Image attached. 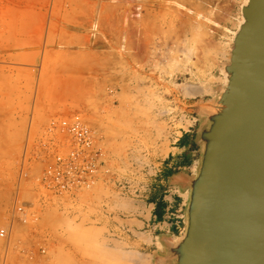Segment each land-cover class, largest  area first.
<instances>
[{
	"label": "rangeland",
	"instance_id": "rangeland-1",
	"mask_svg": "<svg viewBox=\"0 0 264 264\" xmlns=\"http://www.w3.org/2000/svg\"><path fill=\"white\" fill-rule=\"evenodd\" d=\"M209 1L0 0V229L35 250L8 264H157L138 221L145 184L173 136L205 126L199 104L219 96L242 20L244 0ZM76 113L104 167L72 205L42 188L41 143L51 120ZM17 201L35 205L36 222L12 220Z\"/></svg>",
	"mask_w": 264,
	"mask_h": 264
},
{
	"label": "water",
	"instance_id": "water-1",
	"mask_svg": "<svg viewBox=\"0 0 264 264\" xmlns=\"http://www.w3.org/2000/svg\"><path fill=\"white\" fill-rule=\"evenodd\" d=\"M226 82L199 104L202 160L172 264H264V0L242 4Z\"/></svg>",
	"mask_w": 264,
	"mask_h": 264
},
{
	"label": "built area",
	"instance_id": "built-area-1",
	"mask_svg": "<svg viewBox=\"0 0 264 264\" xmlns=\"http://www.w3.org/2000/svg\"><path fill=\"white\" fill-rule=\"evenodd\" d=\"M41 147L45 169L40 184L48 194L75 205L83 192L99 183L104 167L103 154L97 147L94 130L81 114L51 120ZM34 207L32 203L17 201L12 210V220L24 225L36 222ZM14 235L13 227L4 226L0 229L6 256L4 264H8L7 257L12 252L32 260L35 251L33 246L27 247L21 241L15 242ZM39 250L42 253L47 251L44 244Z\"/></svg>",
	"mask_w": 264,
	"mask_h": 264
},
{
	"label": "crops",
	"instance_id": "crops-1",
	"mask_svg": "<svg viewBox=\"0 0 264 264\" xmlns=\"http://www.w3.org/2000/svg\"><path fill=\"white\" fill-rule=\"evenodd\" d=\"M201 128L198 123L191 122L188 129L173 136L167 155L158 163L156 177L145 184L144 198L150 214H140L144 218L138 221L153 234L152 244L145 249L152 256L161 252L157 264H172L169 249L184 232L190 183L198 174L202 160ZM160 245L168 247L163 250Z\"/></svg>",
	"mask_w": 264,
	"mask_h": 264
},
{
	"label": "bare ground",
	"instance_id": "bare-ground-1",
	"mask_svg": "<svg viewBox=\"0 0 264 264\" xmlns=\"http://www.w3.org/2000/svg\"><path fill=\"white\" fill-rule=\"evenodd\" d=\"M149 1H150V0H149ZM167 1H168V0H167ZM177 1H179V0H177ZM210 1H211V0H210ZM210 1H209V2H210ZM244 1H246V0H244ZM157 2H158V1H157ZM159 2H160V1H159ZM180 2H181V1H180ZM160 3H161V2H160ZM210 3H212V1H211ZM165 4H166V3H165ZM165 4H163V5H165ZM182 4H183V3H182ZM204 4H205V3H204ZM208 4H209V3H208ZM184 6H185V5H184ZM185 7H186V6H185ZM160 8H162V7H160ZM190 9H191V8H190ZM133 11H134V10H133ZM133 11H132V12H133ZM198 13H199V15H200L201 12H198ZM132 14H133V13H132ZM136 14H137V13H136ZM139 15H140V14H139ZM141 15H142V14H141ZM145 15H146V17H148V16H147L148 14H145ZM202 15H203V14H202ZM137 16H138V15H137ZM139 17H140V16H139ZM146 17H144V18L147 19ZM129 19H130V18H129ZM137 19H138V18H137ZM137 19H136V20H137ZM139 19H141V18H139ZM131 20H132V19H131ZM148 20H149V19H148ZM138 21H139V20H138ZM234 22H235V21H234ZM241 22H242V20H241ZM241 22H240V23H241ZM153 23H154V22H153ZM235 23H236V22H235ZM240 23H238L239 26H240ZM141 24H142V23H141ZM150 24H151V21H150ZM147 25L149 26V23H147ZM144 26H145V25H144ZM237 26H238V25H237ZM137 28H138V26H137ZM238 28H239V27H238ZM149 29H150V27H149ZM169 29H170V28H169ZM144 30H145V29H144ZM144 32H145V31H144ZM192 32H193V31H192ZM199 33H200V32H199ZM202 33H203V32H202ZM208 34H209V33H208ZM213 34H214V33H213ZM234 34H235V33H234ZM135 35H136V34H135ZM142 35H143V34H142ZM192 35H193V33H192ZM197 35H199V34H197ZM138 36H139V35H138ZM145 36H147V35H145ZM206 36H207V35H206ZM139 37L141 38V36H139ZM199 37H200V36H199ZM199 37H198V39H199ZM208 37H209V35H208ZM210 37H212V36H210ZM213 37H214V36H213ZM136 38H137V37H136ZM148 38H149V37H148ZM144 39H145V37H144ZM192 39H194V38L192 37ZM198 39H197V40H198ZM231 39L233 40V38H231ZM135 40H136V39H135ZM139 40H140V39H139ZM190 40H191V39H190ZM207 41H209V40H207ZM213 41H214V40H213ZM196 42H197V41H196ZM207 43H209V42H207ZM210 44H212V41H211ZM227 45H228V44H227ZM229 45H230V44H229ZM223 51H224V50H223ZM227 52H228V51H227ZM221 54H222V53H221ZM227 55H229V58H230V50H229V53H228ZM229 58H228V59H229ZM206 59H207V58H206ZM225 63H226V62H225ZM223 64H224V63H223ZM215 79H216V78H215ZM215 79H214V80H215ZM221 81H223V82L225 83V82H226L225 77L222 78ZM223 82H222V83H223Z\"/></svg>",
	"mask_w": 264,
	"mask_h": 264
},
{
	"label": "flooded vegetation",
	"instance_id": "flooded-vegetation-1",
	"mask_svg": "<svg viewBox=\"0 0 264 264\" xmlns=\"http://www.w3.org/2000/svg\"><path fill=\"white\" fill-rule=\"evenodd\" d=\"M165 258H166V256H165Z\"/></svg>",
	"mask_w": 264,
	"mask_h": 264
}]
</instances>
